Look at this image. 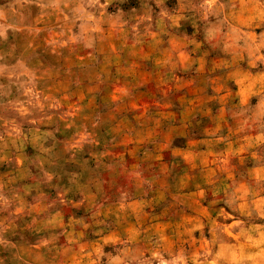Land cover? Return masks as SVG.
<instances>
[{
    "label": "rangeland",
    "instance_id": "1",
    "mask_svg": "<svg viewBox=\"0 0 264 264\" xmlns=\"http://www.w3.org/2000/svg\"><path fill=\"white\" fill-rule=\"evenodd\" d=\"M202 134L204 173L123 155ZM0 264H264V0H0Z\"/></svg>",
    "mask_w": 264,
    "mask_h": 264
},
{
    "label": "crops",
    "instance_id": "2",
    "mask_svg": "<svg viewBox=\"0 0 264 264\" xmlns=\"http://www.w3.org/2000/svg\"><path fill=\"white\" fill-rule=\"evenodd\" d=\"M151 33L152 36L150 39L144 40L143 38H140L138 40H136L135 44L137 46H139V51L141 50V52L147 48V49H151L147 54L145 55H139V59L143 60H160L161 55H166V54H170L168 53L170 50H164L163 49V45L161 46L159 43V37H157V33L154 31L155 27L151 28ZM158 38V39H157ZM110 44H108V47L110 48L109 50V56L111 57H115L118 53H116V49L114 47V44L112 42H109ZM169 45L172 43V41H168ZM145 47V48H144ZM95 57L97 58V61L99 60V57L101 56L102 52L99 50V48L97 47L96 50L93 52ZM154 72H151V75H153ZM235 83H237V81L235 80ZM120 91H125V89H120ZM114 106V105H113ZM115 107L117 109H121L123 107H125V105L120 102L119 104H115ZM130 107H133L131 109L133 110H137V109H141L143 108L144 111H149V110H154L160 107V104L158 103H152V104H144L142 103L141 105L138 104H130ZM163 107H166V109H170L172 106L171 105H165ZM159 112H151V122L154 124L155 122V116L158 115ZM169 116H167V121L164 124V126H168L169 124H171L172 119L170 118L171 113H169ZM157 118V117H156ZM133 121H135V118L133 117ZM160 120V119H159ZM158 120V121H159ZM138 123V122H137ZM152 124V125H153ZM158 126V125H156ZM155 126V127H156ZM154 127V128H155ZM187 126L185 125V128ZM153 127H151L152 129ZM135 130H133L134 132ZM134 136H125V138L127 139V141H129V144H132V146H137V144H142V143H149L150 139L152 138V136H137V131H135ZM105 135L104 139L106 140L105 144H104V148L108 147V144L111 143L112 141V136L111 134H109L106 130H105ZM109 135V136H108ZM203 135V134H202ZM124 138V136H123ZM170 137H163V136H154L153 139L155 141H157V145L153 147L151 149V151H147V153H149V156L145 157V158H141L139 154H137V148L133 147V149H131L130 151H136L135 154H127V153H123V155H127L129 158H133L135 159V163L139 164L140 162L144 163V161H156V166L154 169V174L157 175V177H161V178H170V176L176 172L175 168L172 167V165H174V160L171 159L173 157H177V159H179V162H181L182 164L185 165V168L188 166H190V170L193 171V165L192 163H195L193 161L192 158L196 157V164L197 167H201V171L206 169L208 166L207 165L209 163V160L207 157H211L212 154L216 151V147H215V139L216 137L214 136H210V134H205L203 136H181V144H177L175 143L173 140L169 139ZM147 139V140H146ZM107 143V144H106ZM123 145V143H122ZM111 146V145H110ZM145 146H149V145H145ZM138 148H140L138 146ZM145 148H149V147H145ZM218 149V148H217ZM128 151V152H130ZM105 156H113V152L111 151H107L105 153ZM205 156V157H204ZM207 156V157H206ZM111 158H109V160L105 161L104 165L106 166L107 163L110 161ZM204 160H206L205 163ZM188 166H187V165ZM213 164V163H212ZM136 165H134L135 167ZM91 168V167H90ZM95 170L94 169H89L87 172V174L92 175L94 174ZM188 171V170H187ZM185 171V174L186 172ZM207 172V171H206ZM138 186V184H137ZM88 188H90V186H87ZM139 187V186H138ZM158 181L152 180L151 181V188H158Z\"/></svg>",
    "mask_w": 264,
    "mask_h": 264
}]
</instances>
